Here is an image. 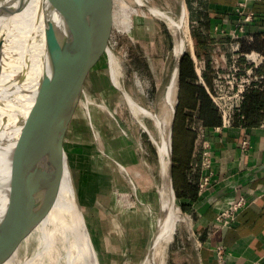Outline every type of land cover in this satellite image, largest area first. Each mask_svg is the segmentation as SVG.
<instances>
[{
	"label": "rangeland",
	"instance_id": "1",
	"mask_svg": "<svg viewBox=\"0 0 264 264\" xmlns=\"http://www.w3.org/2000/svg\"><path fill=\"white\" fill-rule=\"evenodd\" d=\"M142 1L143 4H139L138 0H121L129 9V26L122 28L112 24V27L105 28L104 36L107 45L119 58V79L123 88L142 107L166 119L171 112L166 93L177 72L175 107L177 109L180 98L184 97V104H188L185 106L188 107L186 112L193 115L186 118L181 115L177 130L175 124L171 128L170 122L167 131H170L172 140L173 171L176 157L183 160V171L190 152V136L182 130L183 122L190 128L192 121L200 118L197 110L192 108L195 96L190 98L189 89L183 90L180 87L176 48L180 45L179 41L185 38V54H191L193 38L200 24L197 13L201 10L200 0ZM193 1L197 3L193 4ZM108 3L105 0H81L80 7L90 14L86 13L89 18L94 19L91 15H95L103 25L107 17L102 14L101 8L105 9ZM150 7L173 14L176 19L184 9L185 36L181 37L176 27H171L166 20L153 15ZM77 23L78 19H73V28ZM75 29L70 36L71 43L76 42L78 47L75 49L76 73L82 88L70 85V96L67 97L69 102L65 101L61 124L64 127L62 141L78 194L81 215L89 230L99 264H147L155 243L153 230L160 212L159 187L164 183L156 146L147 127L155 134L158 132L151 117L136 114L129 106L124 92L116 86L107 51L94 40L95 35L89 26L83 22ZM3 147L0 146L1 173L8 172L11 160H14L13 157H7L2 162ZM23 159L27 164V157ZM197 174L200 177L202 173L198 170ZM1 177L0 181L3 179ZM171 183L178 218L165 242L164 254H168L172 248L176 249V245L173 247L176 244L174 234L182 233L180 227L186 225L181 220L184 197H179L173 176L170 178ZM183 206L189 211L188 203ZM128 232L135 239L131 244L128 242Z\"/></svg>",
	"mask_w": 264,
	"mask_h": 264
},
{
	"label": "bare ground",
	"instance_id": "2",
	"mask_svg": "<svg viewBox=\"0 0 264 264\" xmlns=\"http://www.w3.org/2000/svg\"><path fill=\"white\" fill-rule=\"evenodd\" d=\"M42 1L27 0L12 16L4 50V58L15 68L1 74L0 83L3 84L17 78L27 50L31 53L27 77L17 87L14 101L6 114L0 113V146H4L2 162L7 157H13L17 163L27 157V162L32 164L33 177L30 182L33 185L21 193L19 188H14L0 203V264H99L89 230L81 215L65 148L57 136L53 138L54 114L73 67L72 47L69 46L73 19H78V23H90L95 32V41L107 51L114 81L124 92L129 106L136 114H145L155 123L157 134L146 127L156 146L164 183L159 187L161 205L153 230L155 243L146 263L165 264V242L178 218L175 193L170 184L172 140L170 131H167L176 102L177 72L166 93L168 108L171 110L166 119L142 107L123 88L119 79V58L107 45L105 28L112 24L122 28L129 26V9L126 4L121 0H112V3L105 0L109 3L105 9L101 8V12L107 19L105 24L100 25L86 15L80 7L81 0H70L65 19L59 27V49L49 59L41 35L44 20ZM138 2L143 4L142 0ZM6 4L7 0H0V14ZM160 9L151 8L153 15L163 18L171 27H176L179 35L184 37V9L178 19ZM181 40L176 48L178 58L185 52V38ZM74 81L78 85L76 78Z\"/></svg>",
	"mask_w": 264,
	"mask_h": 264
},
{
	"label": "crops",
	"instance_id": "3",
	"mask_svg": "<svg viewBox=\"0 0 264 264\" xmlns=\"http://www.w3.org/2000/svg\"><path fill=\"white\" fill-rule=\"evenodd\" d=\"M241 1L256 12L255 19L246 25L245 32L255 36L252 48L261 49L264 45L261 38L264 0L199 1L201 10L197 13L200 26L197 25L190 56L194 62L195 83L202 86L208 96L205 86H211L213 66L216 62L221 68L228 65L231 36L240 34L236 27L239 18L236 9ZM247 45L244 44L245 49ZM244 105L246 120H237L230 127H222L221 120L220 124L209 129L208 138L213 152L210 185L205 190L198 187L193 197L184 196L181 220L186 225L180 227L182 233L174 234L176 244L173 247L176 245V249L172 248L164 254L167 264H264V92L250 93ZM187 108H183L184 113H187ZM176 122L177 116L175 125ZM245 139L248 146L243 147ZM194 140L195 136L190 143V166L200 161ZM193 172L190 168L187 176L196 184L200 177L198 171L196 174ZM242 198L245 204L236 220L228 226L217 225L220 211L231 200ZM187 203L189 211L183 206ZM127 235L128 242L133 243L135 239L129 232ZM142 241L144 237L141 239L143 247ZM217 245L225 249L223 262L216 259Z\"/></svg>",
	"mask_w": 264,
	"mask_h": 264
},
{
	"label": "built area",
	"instance_id": "4",
	"mask_svg": "<svg viewBox=\"0 0 264 264\" xmlns=\"http://www.w3.org/2000/svg\"><path fill=\"white\" fill-rule=\"evenodd\" d=\"M236 10L239 15L236 27L240 34H232L231 36L232 42L228 46V65L221 68L220 64L216 62L213 66L211 86H205L221 116L222 127H230L237 120L244 119L243 103L248 91L254 89L264 91V45L261 49H243L245 43L252 44L255 41V36L250 33L246 34L245 30L246 25L255 19L256 12L248 7L244 1L238 3ZM222 32L226 33L225 30H222ZM261 38L264 44V31ZM190 126V129L196 134L195 148L196 153L200 156L199 163L192 165V170L195 172L201 171L198 185L200 190H205L210 185V168L213 158L208 138L210 127L206 126L201 120L192 121ZM242 145L243 147L248 146V140L242 141ZM190 181L195 183L191 178ZM244 204L245 199L243 198L231 200L228 206L218 214L216 224L221 226L231 225L236 220L238 212ZM225 254V249L217 245L215 248L216 259L223 262Z\"/></svg>",
	"mask_w": 264,
	"mask_h": 264
},
{
	"label": "water",
	"instance_id": "5",
	"mask_svg": "<svg viewBox=\"0 0 264 264\" xmlns=\"http://www.w3.org/2000/svg\"><path fill=\"white\" fill-rule=\"evenodd\" d=\"M26 1L27 0H7V4L5 5V8L3 12L0 14V76L4 71L6 70L10 71L15 68L13 67L10 61H7L4 58V50L6 48L7 32L8 30H10V26H11V18L17 12V10H19L24 5ZM83 1L84 0H82V2ZM1 3L4 4V2H1ZM69 3H70V0H43L42 1L41 9L44 8V11H43L44 20H43V28H42L41 35L43 37V40H45L43 41L45 44L44 47L46 48V52H47L46 55L49 57V59H52L54 52L55 51L57 52V50L59 49V46H57L59 42V35H58L59 27L61 26V24L63 23L65 19L67 9L69 7ZM91 16L94 18V20L98 24H100V22L98 21L95 15H91ZM83 22L89 26L94 36L95 32L92 29L90 23L87 21H79V23H77L72 29L71 35L73 34L74 30L76 31V29H78V27L76 29L75 27L78 24L83 23ZM70 46L72 47L70 49L72 52L71 53L72 65H73L72 72H71V76L69 77L66 83L64 93L62 95L61 102L63 104L61 102L58 104V107H57L58 109L55 111L54 119H53V138L57 136L60 139L62 145H63L62 135L64 133V127L61 124V116L63 113V109H64L63 107L65 104V101L67 100V97L69 98L70 96V91H69V88L71 87L70 85L72 84L74 87H77L79 89L82 88V83L79 80L77 73H76L77 63H76L75 49H77L78 47H77L76 42L71 43V36H70ZM100 47H103V46L100 45ZM26 54L27 55H25L26 57L23 60L24 64L20 68L21 70H19L20 72L18 76L16 75L17 78L15 79L14 77V79H12V81L8 84L0 83V113L1 114H6L9 107L14 101L15 91L17 90V87L19 86L20 82L25 77H27L29 73V65L31 63V53L27 50ZM184 54L185 52L183 51L182 54L178 58V69H179L180 62ZM5 60L9 62V65L6 63ZM74 78L78 80V85L75 83ZM67 102H69V100H67ZM175 118H176V107H174L173 116L171 118V128H173ZM171 153H173V150ZM5 159L6 158H4V160ZM173 163H174L173 155L171 154L170 178H172L173 176ZM14 165H16V167ZM31 165L32 164L30 162L26 164L24 159L22 162L20 161H17V163L15 162V164H14V160H11V169L8 172L5 171L3 173H1L0 171L1 173L0 177L3 175L1 177L3 179L0 184V203L3 202L5 198L13 192L14 188H19L20 193H21L22 191H24V189L27 190L29 187L33 185L32 182H30L33 177V174L31 172ZM171 188L173 189L172 183H171ZM74 189L76 191L75 185H74ZM76 196L78 199L77 191H76ZM79 206H80V203H79Z\"/></svg>",
	"mask_w": 264,
	"mask_h": 264
},
{
	"label": "trees",
	"instance_id": "6",
	"mask_svg": "<svg viewBox=\"0 0 264 264\" xmlns=\"http://www.w3.org/2000/svg\"><path fill=\"white\" fill-rule=\"evenodd\" d=\"M246 44V43H245ZM253 44V43H252ZM252 44L247 45V49L243 47L244 50H250L252 48ZM254 49V48H252ZM180 87L187 90L189 89L191 95L190 98L195 96V103L192 106L193 110H197V113L199 114L200 120L208 127H215L218 124L221 123V116L214 106V103L210 96L207 95L204 88L198 84L195 83V70H194V62L193 59L190 57L189 54H185L181 60L180 63ZM259 90H250L246 94V97L250 95V93L258 92ZM264 92V91H262ZM183 98H180L178 107L176 109L177 112V122L175 125L178 126L180 124V118L181 115H183L185 118L187 116L191 117L193 114L191 113H184L183 108L187 106L183 102ZM246 100V98H245ZM245 102V101H244ZM190 107V106H189ZM245 105L243 103V115L244 119L246 120L247 114L244 110ZM177 130V129H176ZM182 130L185 131L186 134H188L190 137V143L193 140L195 133L191 131V129L187 126L185 122H183ZM194 134V135H193ZM188 158L190 159L191 156L188 153ZM191 160V159H190ZM190 160L187 161L185 168L182 171V161L181 158H175V165H174V184L177 189L179 197L184 196H195L196 192L198 191V185L195 183H192L190 181V178L187 176L188 170H190Z\"/></svg>",
	"mask_w": 264,
	"mask_h": 264
},
{
	"label": "flooded vegetation",
	"instance_id": "7",
	"mask_svg": "<svg viewBox=\"0 0 264 264\" xmlns=\"http://www.w3.org/2000/svg\"><path fill=\"white\" fill-rule=\"evenodd\" d=\"M185 55V54H184ZM183 58V57H182Z\"/></svg>",
	"mask_w": 264,
	"mask_h": 264
}]
</instances>
